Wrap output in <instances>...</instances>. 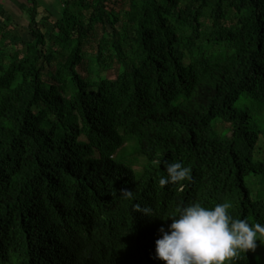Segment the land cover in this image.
I'll return each instance as SVG.
<instances>
[{"label":"trees","instance_id":"1","mask_svg":"<svg viewBox=\"0 0 264 264\" xmlns=\"http://www.w3.org/2000/svg\"><path fill=\"white\" fill-rule=\"evenodd\" d=\"M27 14L0 9V264H164L160 217L195 201L264 224V0Z\"/></svg>","mask_w":264,"mask_h":264},{"label":"clouds","instance_id":"2","mask_svg":"<svg viewBox=\"0 0 264 264\" xmlns=\"http://www.w3.org/2000/svg\"><path fill=\"white\" fill-rule=\"evenodd\" d=\"M167 175L161 184L190 179V167L176 161L167 164ZM126 198H134L132 190H121ZM231 202L216 203L212 207L195 201L182 206L178 214L170 215L171 223L161 225L155 240V257L164 264H230L241 253L255 251L264 243V224L252 223L247 218H234ZM135 210L148 217L151 206L135 204Z\"/></svg>","mask_w":264,"mask_h":264},{"label":"crops","instance_id":"3","mask_svg":"<svg viewBox=\"0 0 264 264\" xmlns=\"http://www.w3.org/2000/svg\"><path fill=\"white\" fill-rule=\"evenodd\" d=\"M64 0H38V10L41 15L51 14L54 18L60 14L55 10L63 8ZM31 0H0V9L6 16H10L15 24H28V7Z\"/></svg>","mask_w":264,"mask_h":264},{"label":"rangeland","instance_id":"4","mask_svg":"<svg viewBox=\"0 0 264 264\" xmlns=\"http://www.w3.org/2000/svg\"><path fill=\"white\" fill-rule=\"evenodd\" d=\"M55 10H56L59 14L62 13V10H60V9H57V8H56ZM127 147H130V143H127V144H126V148H127ZM129 150H130V148L126 151V153H127ZM263 152H264V150H263ZM260 247H261L262 249H261ZM259 248L261 249V250L259 249V251H260V252H259L260 259H261V261L264 262V243H260ZM261 264H263V263H261Z\"/></svg>","mask_w":264,"mask_h":264}]
</instances>
